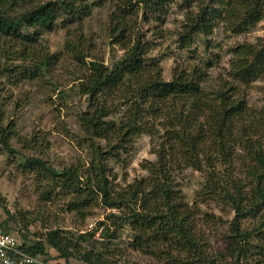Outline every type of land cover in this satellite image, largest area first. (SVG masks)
<instances>
[{
	"label": "rangeland",
	"instance_id": "obj_1",
	"mask_svg": "<svg viewBox=\"0 0 264 264\" xmlns=\"http://www.w3.org/2000/svg\"><path fill=\"white\" fill-rule=\"evenodd\" d=\"M48 1L59 0H25L12 13L26 12ZM84 3L88 10H84L81 18L61 15L51 30L38 28L32 42L0 36V125L14 130L8 141L12 152L0 141V228L14 235L20 244L29 245L55 229L70 237L95 231L94 239L81 245L84 249L93 245L96 250L105 251L109 264H168L158 254L134 250L130 246L134 232L129 226L118 230L116 240L101 238L98 224L106 221L110 210L98 203L95 196L85 208L72 210L76 201L74 190L63 188L61 181L51 179L50 173L43 178L27 169L26 161L42 159L59 172L79 168L84 179L92 151L80 122V115L89 110V98L78 89L80 78L89 74L85 65L91 61L112 66L124 55L130 39L139 35L146 43L149 63L159 64L166 81H171L178 72L192 75L199 80L207 97H202V101L208 104L218 92L232 89L230 96L245 101L253 115L250 119L260 117L264 113V72L245 83L234 79L231 50L257 45L263 40L264 20L240 34L217 23L208 39L197 35L193 44L185 48L178 39L187 13L197 12L194 3L167 0L157 13L142 6L140 0H84ZM77 53L85 56V64ZM48 56L50 62L43 66L41 62ZM202 109L205 111V106ZM156 120L159 133L137 136L130 153L123 155V163L108 162L112 170L110 180L122 188L148 176L144 166L157 163L159 151H164L167 171L176 179L185 201L195 208L197 229L217 264H264V210L257 218H248L241 224L242 230L251 236L239 263V243H235L231 232L234 209L227 202L200 196L211 174H219L226 183L230 180L244 186L250 183L243 126L237 125L235 137L229 139L233 153L230 164L224 166L218 160L212 169L205 162L207 157L202 156L204 161L195 168L180 152L179 142L173 136L180 131L173 127V115ZM208 140L209 137L201 146L206 148L205 153L209 151ZM244 189L248 193L249 188ZM46 249L54 264H85L76 254L66 262L57 259L59 254L53 248Z\"/></svg>",
	"mask_w": 264,
	"mask_h": 264
},
{
	"label": "trees",
	"instance_id": "obj_2",
	"mask_svg": "<svg viewBox=\"0 0 264 264\" xmlns=\"http://www.w3.org/2000/svg\"><path fill=\"white\" fill-rule=\"evenodd\" d=\"M187 1L196 5L197 12L189 11L186 15L178 39L185 48L193 44L197 35L208 39L217 23L240 34L264 20V0ZM21 2L25 0H0V36L32 42L38 28L51 30L61 15L81 18V14L86 13L84 10H88L84 0H59L13 14ZM166 2L140 0L142 6L156 13L162 11ZM130 40L124 55L112 66L91 61L85 65L89 74L80 78L79 92L89 98V110L80 115V122L92 151L84 179H81L79 168L59 172L38 158L27 159L26 168L43 178L50 173L51 179L61 181L63 188L73 189L76 201L71 205L72 210L85 208L94 196L97 197L98 203L110 210L106 221L98 224L101 238L116 240L118 230L129 226L134 232L130 243L134 250L158 254L168 264H217L207 252L208 243L197 229L195 208L185 201L176 179L167 171L164 151H159L157 163L149 162L144 166L148 176L122 188H117L110 180L112 170L108 162L123 163V155L130 153L137 136L159 133L156 119L173 115V127L180 130L173 136L179 142L180 152L195 164V168L200 167L202 156L207 157L205 162L212 169L218 160L226 166L233 158L229 139L235 137L237 125L243 126L242 141L245 139L243 147L250 162V183L245 186L236 180L226 183L219 174H211L200 195L227 202L234 209L231 232L235 243H239V262L251 236L242 230L241 224L248 218H257L264 210V113L250 119L253 115L248 112L245 101L230 96L232 89L218 92L209 104L202 101L205 95L199 80L178 72L171 81H166L159 64L149 63L144 38L139 35ZM231 52L234 79L245 83L264 72V39L257 45L239 46ZM77 57L85 64L82 53H77ZM49 62L48 56L41 64L47 66ZM150 117L156 119L150 120ZM8 127L0 125V141L12 152L8 141L14 136V130ZM255 136L259 139L255 140ZM207 137L210 145L205 153L206 148L201 146ZM246 186L248 193L244 189ZM73 236L55 229L33 245L22 243L21 249L49 258L48 246L58 252L57 259L66 262L76 254L85 264H109L105 251H98L93 245L84 249L81 245L94 239L95 231Z\"/></svg>",
	"mask_w": 264,
	"mask_h": 264
},
{
	"label": "built area",
	"instance_id": "obj_3",
	"mask_svg": "<svg viewBox=\"0 0 264 264\" xmlns=\"http://www.w3.org/2000/svg\"><path fill=\"white\" fill-rule=\"evenodd\" d=\"M0 264H54L45 256H34L21 249L19 240L0 228Z\"/></svg>",
	"mask_w": 264,
	"mask_h": 264
}]
</instances>
